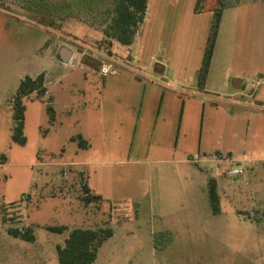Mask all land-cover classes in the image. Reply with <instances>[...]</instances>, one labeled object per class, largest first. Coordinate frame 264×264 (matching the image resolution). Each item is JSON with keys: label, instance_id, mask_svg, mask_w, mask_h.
<instances>
[{"label": "rangeland", "instance_id": "1", "mask_svg": "<svg viewBox=\"0 0 264 264\" xmlns=\"http://www.w3.org/2000/svg\"><path fill=\"white\" fill-rule=\"evenodd\" d=\"M48 2L62 7L44 20L36 13L37 1V7L29 9L26 0H0V153L6 157L0 164V264H58L56 247L72 228L113 230L91 264H264V73L255 72L257 66L264 67V50L259 49L264 43V0H231L223 9V34L217 40L218 59L212 70L215 82L202 88L198 75L216 0H147L144 18L128 46L102 32L103 12L110 0ZM61 49L71 53L68 65H62ZM104 64L117 68L118 75L102 74ZM152 65L170 69L172 79L155 75L148 80L146 74L152 73L147 68ZM38 73L47 78V90L22 100L26 142L18 145L6 135L5 121L12 110L8 100L20 79ZM232 76L250 84L245 95L233 93V84H225ZM136 77L141 79L139 84L132 80ZM154 80L172 85L179 81L184 92L167 94ZM200 90L211 96L195 95ZM215 96L221 100L212 104ZM227 99L251 105L223 102ZM49 103L55 125L46 112ZM159 105L156 133L168 126L164 120L171 115L165 110L182 109L177 147L191 153L203 171L188 167L196 176L193 187L188 185L185 191V200L174 197L168 188L165 201L156 200L150 190L134 206L110 209L105 203L84 202L81 177L66 164L78 160L69 134L89 126L98 129L99 109L106 111V132L116 118L108 111H123L117 118L127 119L129 125L131 117L125 111L133 106L142 111L133 146L129 150L133 129L125 122L117 123L116 145L123 150L122 158H127L128 150L129 158L141 157L151 134L152 143L161 139L153 135L155 124L143 111L153 113ZM216 151L252 168L234 181L230 201L216 185L218 198L212 204L209 182L213 177L208 175L213 176L215 168L225 174L229 166L227 160L210 162ZM39 152L43 164L37 158ZM110 167L101 171L108 172ZM127 167L117 166V172L133 175ZM155 167L160 171V165H152V172ZM47 226L67 229L57 233ZM9 227L31 229L34 242L8 234Z\"/></svg>", "mask_w": 264, "mask_h": 264}, {"label": "crops", "instance_id": "2", "mask_svg": "<svg viewBox=\"0 0 264 264\" xmlns=\"http://www.w3.org/2000/svg\"><path fill=\"white\" fill-rule=\"evenodd\" d=\"M224 15L222 14V18L220 21L219 29L217 32L216 40L214 49L212 52V56L209 63V68L206 74V77L204 79V84L201 85V88L203 86H206L207 84H210V82H215V77L213 76L212 70H213V63L215 58L218 59L216 49H217V40L221 37L223 34L222 29V20ZM245 31H251V29H246ZM263 33H264V26H263ZM261 51L264 50V43L260 44ZM69 64L68 61H63L62 65ZM92 68V70L100 75L101 77L105 78L106 75H101L95 68L89 64H87ZM152 75L149 76V74H146V78L148 80H153L155 77L153 76H160L161 78H169L172 79L173 74L170 69H167L165 66H158L157 68L152 65L151 67L147 68ZM248 69V67H247ZM134 72L133 70H131ZM264 71V67L257 66V69L255 72L258 73V75H262ZM136 73V72H135ZM39 74V73H38ZM37 75V74H36ZM35 75V76H36ZM44 75V73H43ZM107 75L110 76H117L118 70L117 68L110 69ZM132 75V74H131ZM237 75V74H234ZM137 78V77H136ZM136 78L132 79L134 83L141 82V79L135 80ZM21 80V79H20ZM131 80V81H132ZM47 78L44 77V83L43 86L47 90ZM173 81V80H172ZM155 82V84H154ZM152 84L156 85L160 89L167 90L165 91L167 94L180 96L184 90H182L181 83L179 81H173L174 84H169L167 82L157 81L154 80ZM225 84H233V93H238V95H245V92L249 90L250 84L247 83L244 79H241L240 77H234L232 76L230 79L224 80ZM19 83V82H18ZM18 85V84H17ZM198 85V83H197ZM17 88V87H16ZM231 91V92H232ZM201 92V90H200ZM203 94V95H201ZM195 95L199 96H205L208 95L211 96V94L208 93H195ZM50 100H53L52 95L50 96ZM220 97L215 96L214 99H212V104H216L215 102L221 99ZM11 98L8 100V107L11 108ZM225 103L229 104H239L244 106H250L249 103H243L240 101H232V100H223ZM52 107L51 103H49ZM161 105V104H160ZM160 105L157 107V110H154L153 113H149L148 111H143V116H147V118L151 117V121L155 124V126L152 128L153 135L159 134L161 136L160 140H164L165 143L160 142V140H156L155 143H152V134L149 136L150 145L146 146L145 151L143 152V155L137 156L136 158H129L128 153L130 148L133 146V139L135 136L136 128L139 123V116L141 109L138 108H132L133 106H130V108H126V115L130 116L131 119L127 124L126 120L118 119L117 117L122 116L123 111H108L110 115H113L116 117L114 120H110L115 125H112V128L106 132L105 124L103 123L104 116L106 115V111L103 109H99V117H100V124L98 129L94 126H89L90 128L86 131L82 132H76V133H70L69 140L74 144V150L76 152V156L78 157L76 161H71L70 164L66 163L69 167L74 168L73 172L75 174H78V176L81 180V183H84L87 188L89 189L90 193L93 195H97L100 197V200H97L96 202L99 203L101 206L103 203L107 204L110 209L113 207H117V205H123L128 204L129 206H134L137 204V201H140L141 197H144L146 192L153 193V197H157V199L161 198L165 201L164 194L165 191L170 188L171 193L174 192L173 196L176 198H179L181 201L182 199L185 200V191L188 190V185L193 187L192 180L195 179L196 174L194 172H189L188 167L192 168L191 166L196 167L199 169V173L203 172L202 168L197 165V159L194 158V156L183 149H178L177 147V139H178V132L180 127V121L182 117V109L177 112V110H165L166 112H170L171 117L169 120H164L166 125V129H162L157 131L156 133V123L159 120L160 117ZM253 107V106H251ZM264 107V106H262ZM255 108V107H254ZM10 111V109H8ZM53 110V109H52ZM54 112V110H53ZM176 112V114H175ZM55 113V112H54ZM8 115L10 116L8 120L5 121V130L6 135L8 134V138L10 139L11 134V126H12V110L10 113L8 112ZM167 115V114H166ZM176 117V120H175ZM109 121V122H110ZM176 121V125H175ZM2 122V120H1ZM0 122V123H1ZM121 122H125L124 125H128L129 129H133V137L131 136V139L129 138V150L127 152V158H122V152L123 150H119V148L116 145V139H120V137L117 135L118 125ZM55 114H54V120L51 122V125H55ZM118 123V125H117ZM115 126V127H114ZM172 126V128H171ZM114 127V128H113ZM24 132V130H23ZM146 133L147 132H143ZM169 141V142H168ZM12 142V141H11ZM63 152L65 150L64 146H62ZM229 153L228 150H225ZM215 159H211V163H222L223 161H226L227 158H230L229 154L224 155V152H215ZM37 158L40 159V164H43L42 161V154L39 152L37 153ZM121 154V155H118ZM163 156V157H161ZM218 158H217V157ZM40 157V158H39ZM109 157V158H108ZM51 161V160H50ZM200 161V160H199ZM65 163V162H64ZM249 163V161H248ZM152 165H160V171L157 170V167L153 169V172L151 171ZM105 166H111L108 172L101 171L105 170ZM117 166H130L127 168H132L133 175L129 176V171H126L127 174H119L117 172ZM221 168V166L219 165ZM246 171L251 170L252 167L247 166ZM166 168V169H165ZM215 168V167H214ZM229 168V166H228ZM227 168V170H228ZM194 169V168H193ZM124 170V169H123ZM227 170L225 174H221L218 172L215 168L214 175H208V177L215 180L216 185H218V188H220L221 195L226 198V200L230 201L229 197L232 195L234 196V181H240L242 177H230L227 174ZM124 172V171H123ZM246 173V172H245ZM208 179V178H207ZM239 179V180H238ZM244 180V178H243ZM141 181V183H140ZM153 181V182H152ZM165 181V183H164ZM157 183L159 185V188L157 187ZM142 185V188H141ZM161 186V188H160ZM205 186H206V178H205ZM81 187V186H80ZM166 187V188H164ZM139 189V191H138ZM154 198V199H155ZM243 211V210H240ZM101 214V213H100ZM113 231V230H112ZM113 233V232H112Z\"/></svg>", "mask_w": 264, "mask_h": 264}, {"label": "trees", "instance_id": "3", "mask_svg": "<svg viewBox=\"0 0 264 264\" xmlns=\"http://www.w3.org/2000/svg\"><path fill=\"white\" fill-rule=\"evenodd\" d=\"M36 1L40 5V9H35L36 13L39 12L38 14H40L44 20L49 16H53V13H56V10H59L62 7L61 3H56L57 6L53 7L52 3L48 2V0H42L44 3H40L39 0H26L28 8L33 9L34 7H37ZM146 3L147 0H110L109 6L105 8V11L103 12L104 19L101 21V24L104 23L102 28L104 36L117 41L121 45H130L136 33L138 23H140L144 18ZM208 3L207 6L210 7ZM231 4V0H216V5L211 6L213 9L211 34L206 47L203 64L198 75V81L200 84L204 82L209 68L210 59L214 49V40L217 35L223 9ZM86 6L87 5H84L83 8ZM43 83L44 75L39 73L34 77L27 75L24 76L17 85L16 91L11 100L12 126L10 139L15 144L24 145L26 142V138L23 133L25 107L22 100L34 92L42 95L46 90ZM46 112L49 116L50 122H53L54 112L50 105H46ZM5 160V155L0 153V164H3ZM79 182L81 183V180ZM81 193L82 199L86 203L100 200L99 196L90 193L84 183H81ZM209 198L212 204H214L218 198L216 193V184L214 183V180L211 179L209 182ZM47 229L61 233L67 228L65 226H47ZM7 232L8 234L25 241L34 242L35 240L32 230L29 228L20 230L18 228L9 227ZM111 235V228L70 229L63 244L57 245L56 247L58 264H91L96 259L97 250L101 246L102 242Z\"/></svg>", "mask_w": 264, "mask_h": 264}, {"label": "built area", "instance_id": "4", "mask_svg": "<svg viewBox=\"0 0 264 264\" xmlns=\"http://www.w3.org/2000/svg\"><path fill=\"white\" fill-rule=\"evenodd\" d=\"M110 70V64H104L102 65V67L100 68V72L102 74H107ZM43 95V94H42ZM42 99V98H41ZM227 161L229 162V168L227 170V174L230 177H239L241 176L245 171H246V165L241 162V161H237L233 158H227ZM66 174V168L63 169V175Z\"/></svg>", "mask_w": 264, "mask_h": 264}, {"label": "water", "instance_id": "5", "mask_svg": "<svg viewBox=\"0 0 264 264\" xmlns=\"http://www.w3.org/2000/svg\"><path fill=\"white\" fill-rule=\"evenodd\" d=\"M71 53L69 50L67 49H61L60 53H59V58L62 61H68L69 57H70Z\"/></svg>", "mask_w": 264, "mask_h": 264}]
</instances>
